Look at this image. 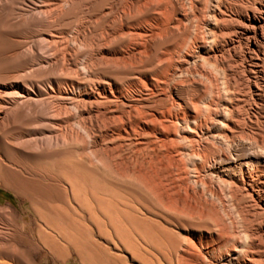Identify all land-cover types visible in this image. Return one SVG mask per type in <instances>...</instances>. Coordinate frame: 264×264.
Returning a JSON list of instances; mask_svg holds the SVG:
<instances>
[{
	"label": "bare ground",
	"instance_id": "obj_1",
	"mask_svg": "<svg viewBox=\"0 0 264 264\" xmlns=\"http://www.w3.org/2000/svg\"><path fill=\"white\" fill-rule=\"evenodd\" d=\"M135 13L141 16L134 18ZM121 20L102 37L99 47L89 43L93 48L82 69L92 74L95 66H104L116 72H130L132 79L125 84L122 79L100 74L89 83H74L72 95L66 99L80 112L91 153H98L95 161L104 172L112 173L114 179L129 183L133 191H129L130 196L126 184L124 193L120 187L114 195L113 187L119 186H115L118 181L112 179V174L111 180L116 183L109 181L115 184L112 189L107 176L101 174V178L99 174L98 181L104 179L105 185L94 191L93 183L89 182L92 173L80 170L88 169L90 162L88 166L85 162L80 166L78 182H71L70 176L71 180L66 179L67 186L61 190L70 194L92 223H96L98 234L106 229L97 225L102 217L105 226H114V216L120 218L121 214L128 215L126 220L133 216L138 221L140 214L167 217L159 209L156 214L157 205L174 214L189 236L179 234L183 237L180 238L174 231L177 235L171 239L173 236L165 230L168 237L164 236L167 240L164 241L171 243L166 246L170 250L163 244L164 251L166 248L171 254L166 264H264V0H124ZM87 34V30L83 32L84 36ZM53 40L52 35L42 37L45 53L53 47ZM117 40L121 44H116ZM207 60L221 66L222 83L214 76L210 84L205 83ZM68 92L66 88L59 94L63 99ZM0 103V133L4 135L7 125L10 122L14 125L16 117L14 108L6 107L8 102ZM1 134L2 146L23 145L20 136L4 138ZM75 161L78 165V160ZM74 170L76 174L78 169ZM201 174L210 183L193 188L189 182L198 184ZM94 176L99 179L96 173ZM120 193L128 196L119 197ZM213 198H219L221 203L236 200L240 214L234 216L233 210L232 214L242 224L239 226L238 219L232 221V214V220L223 217ZM143 200L149 203L144 204ZM148 204L156 206L153 211ZM143 219L141 226L146 225L142 226L145 230L150 227L155 230L154 223L160 221L157 219L152 226L149 219V226ZM79 226H84L81 221ZM142 229L139 232L144 233ZM192 229L196 231L193 234ZM127 235L120 242L124 250L131 248L128 251L132 254L140 242L136 244V238L133 243L136 236ZM156 236L150 241L153 246L154 241V247L163 238L160 236L158 240ZM128 240H133L135 247ZM68 243L75 244L71 240ZM76 244L74 248L79 247ZM60 247L54 240L51 248ZM142 248L144 251L147 247ZM158 248L155 249L162 251ZM150 251L155 255L154 249V254ZM164 251L158 252L160 257ZM134 252L133 258L137 257L134 260L141 261L140 255L136 256L137 250ZM118 256L115 257L119 259ZM145 262L140 264L148 263Z\"/></svg>",
	"mask_w": 264,
	"mask_h": 264
},
{
	"label": "rangeland",
	"instance_id": "obj_2",
	"mask_svg": "<svg viewBox=\"0 0 264 264\" xmlns=\"http://www.w3.org/2000/svg\"><path fill=\"white\" fill-rule=\"evenodd\" d=\"M123 11L124 0H0V101L8 102L6 107L11 105L14 108V116L16 117L15 124L11 126L12 122H10L7 125V127L9 126L8 131L4 135L0 134L4 138L16 134L20 136L23 144L21 147L2 146L0 141V264H140L141 261H146L147 264L149 262L150 264L151 262H153L152 264H162L164 260V264H166V258L171 257L170 251H167L170 255L166 252L168 249L166 246L171 243L165 242L167 240L164 236L168 237V233L170 237L177 234L180 238L189 236L185 230L180 228L181 226H179L174 214L165 211L159 205H157L159 208L154 205L151 207V204L148 205L152 208V211L156 207L155 212L159 209L158 212H164V215H168L164 217L167 221L164 220L162 214L158 215L157 212L158 216L140 214L138 216L139 221L136 218L133 219V216L132 219L128 217V220H126L128 215L121 214L120 218L114 216V226H105L102 223V220L105 221L102 217L101 220L97 221V225H102V228L105 227L106 229L103 228L101 232L104 233L98 234L100 231L98 232L96 223H92L93 220L89 218L84 210H81L70 194L68 195L64 190H61L64 189L63 186H67L65 184L67 180L72 179L71 182H78V175L80 170L83 169L89 175L92 173V176L96 173L98 178L99 174L101 178L102 175L107 176L106 179L110 188L117 183L115 186L119 187L111 188L112 191L116 189L113 193L120 189L124 193V189L127 187L128 192L132 193L133 191L128 186L129 183L124 182L125 184H123L119 179H114L115 176L112 173L104 172L101 164L95 161L98 153L96 155L91 153L90 139L82 129L80 112L73 106L70 99H66L72 95L70 91L74 83H89L98 79L100 74L110 75L119 80L122 79L121 81L125 84L132 79L133 74L130 72H116L114 69L104 66H95L92 74L82 69V64L88 52L91 47L93 48L89 43L92 42L94 47L96 45L99 47L102 37L122 22ZM133 15H135L134 18L141 16L139 13ZM132 20L133 18H130L129 22H132ZM86 30L88 34L84 36L83 32ZM50 35L53 36L55 43H51L54 44L53 47L45 53L41 46L42 37ZM115 43H120V41L117 40ZM214 63L212 60L205 61L206 84H210V79L213 76L220 83H222L221 79L223 81L221 66L219 67L218 64ZM137 71H144V69H137ZM49 85L53 88L52 90ZM66 88L69 95L63 96L62 99L59 91ZM113 105L116 106L115 103ZM77 134L79 137H77ZM92 158L94 159L90 160ZM71 159L72 161H70ZM75 159L78 160V165L74 163L76 162ZM79 159L82 160V163L79 162ZM91 161H94V163ZM83 162L87 163V166L90 162L88 169L87 167L80 169V166L83 167ZM72 165L77 166L74 169H80L79 172L77 170L75 174ZM97 167L99 173L97 170L94 172ZM72 174L75 179L72 178ZM109 174H112V179L118 182H113ZM70 176L71 179H68ZM92 176L89 182L91 185L93 183L91 187L94 189H92L97 191L103 186L101 184L105 185V183H102L104 179L98 181L100 178L96 179V176ZM201 178V183L198 182L197 184L190 181V185L193 188L200 189L201 186L205 187V182L210 183L209 178L203 177L202 174ZM44 180L47 181L44 182ZM109 181L115 184L112 185L113 183ZM213 183L215 184L214 181ZM219 192L221 193V190ZM115 193L114 195H117ZM128 194L123 195L120 193L118 196H128ZM130 196L127 198H132ZM212 200L220 209L219 211L223 217L226 219L230 217L231 220L233 217L234 220L232 221L238 219L234 217L240 214V208L236 200H232V203L230 201L221 203L219 198H213ZM144 202L145 200H143ZM86 206L88 208L92 207L87 204ZM113 206L114 204H112ZM121 207L123 206L121 205ZM80 212H83V214ZM143 212L146 211L143 210ZM227 214H229L228 217ZM79 215L88 217L85 219ZM145 216L152 217L146 218ZM80 217L82 220H80ZM168 217L170 222H168ZM159 218L160 221L156 222ZM135 219L138 222L134 221ZM142 219L144 222L147 220L145 223L148 224L150 219L152 226L153 222H156L154 223L156 228L153 227L155 230L151 227L146 228V230L142 229V226H146H141ZM79 220L84 226H79ZM237 222L239 226L242 224L240 219ZM131 223L134 225L135 230L139 232L142 229L144 233L141 231L137 235L138 232L135 233V230H132ZM150 224L149 226H151ZM137 226H140V229ZM157 227L160 228L157 229ZM161 229L163 232L160 231ZM200 229H205V227ZM147 230H151V232H148L151 235L147 234ZM192 231V234L196 232L193 229ZM121 232L122 234H120ZM126 232L130 235L125 234ZM160 232L164 235L162 234V236ZM117 235L120 236V240L117 239ZM126 235L128 237L135 235V241L132 240L133 243L136 242V238V244L140 242V246L135 247V244L133 245L132 241L128 240L135 247H132V249L137 250L136 256L140 255L138 257L141 261L134 260L137 258H133L134 249L133 255L128 251L131 248H125L124 250V246L120 241L122 239L124 242L123 239L124 236L126 239ZM140 235L145 236L143 238H147L150 244L152 239L157 237L156 235L159 236L158 240L161 239L160 236L163 237L161 240L164 243L160 240L161 245L156 239L158 241L156 245L160 249L162 248V251H164V246L167 248H165L164 255L160 257L162 251L156 250L158 247H154V241V246L152 244L151 246L147 245L149 244L148 241L142 239ZM174 236L171 239H174ZM67 239L75 244L77 243L78 245H76L79 247L74 248L75 244H67L69 241ZM54 240L61 245L56 250L51 248ZM97 243L100 244L101 250ZM115 243L116 248L114 247ZM141 243L145 248L150 249L146 248L143 251L144 247L142 248ZM165 243L167 244L165 245ZM118 246L122 247L118 248ZM153 249L156 255H153L156 257L155 259L150 251L153 252ZM149 251L150 254H148ZM115 256H118L119 259ZM148 257H151V260ZM159 259H161V262ZM112 260H116V263H113ZM158 261L159 263H157Z\"/></svg>",
	"mask_w": 264,
	"mask_h": 264
}]
</instances>
